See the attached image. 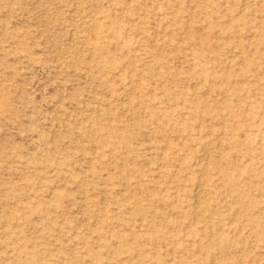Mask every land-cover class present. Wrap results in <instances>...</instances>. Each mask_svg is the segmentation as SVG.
Masks as SVG:
<instances>
[{
    "label": "rangeland",
    "instance_id": "374dc122",
    "mask_svg": "<svg viewBox=\"0 0 264 264\" xmlns=\"http://www.w3.org/2000/svg\"><path fill=\"white\" fill-rule=\"evenodd\" d=\"M0 264H264V0H0Z\"/></svg>",
    "mask_w": 264,
    "mask_h": 264
}]
</instances>
